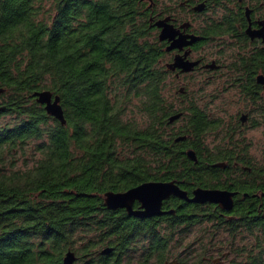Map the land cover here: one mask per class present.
Returning a JSON list of instances; mask_svg holds the SVG:
<instances>
[{"label":"trees","instance_id":"obj_1","mask_svg":"<svg viewBox=\"0 0 264 264\" xmlns=\"http://www.w3.org/2000/svg\"><path fill=\"white\" fill-rule=\"evenodd\" d=\"M182 3L221 16L210 35L233 33L229 15L247 8L264 15V0H0V264H65L69 251L72 264H202L206 255L264 264V156L250 155L246 139L234 140L188 90H172L155 23L186 12ZM237 55L230 82L258 105V116L264 47ZM44 90L60 96L66 123L34 95ZM219 129L222 142L208 146L203 138ZM237 158L242 173L229 171ZM243 178L249 195L236 201L232 219L211 202L173 195L164 201L173 212L164 215L105 205L106 192L146 181L192 192ZM190 234L201 242L193 252Z\"/></svg>","mask_w":264,"mask_h":264},{"label":"flooded vegetation","instance_id":"obj_2","mask_svg":"<svg viewBox=\"0 0 264 264\" xmlns=\"http://www.w3.org/2000/svg\"><path fill=\"white\" fill-rule=\"evenodd\" d=\"M189 4L190 3H182L186 11L184 13H172L159 17L165 18V16H169V23L172 24L174 28H176V30L183 34L194 35L198 37V39L188 45H185L181 49L173 48L171 50H168V47L173 42V40L165 39V48L168 52V58L166 61L167 66L170 63H173L176 56L178 55L185 56L187 60L198 62V64L195 65V67L191 71L187 72L181 71L180 68H176L174 70L169 68L172 71L173 75H175V77L180 80L181 85L178 89V92L185 94L187 88L185 85H183L182 82L189 79L190 77H197L198 74L200 75V77H203L205 82L207 83H213L212 81L218 80L220 83H224L227 85H236V83L230 82L229 78V75L232 73V67L234 65V62L232 60L233 58L238 56L237 54H242L245 51L255 52L257 48L264 47V38H251L247 33V29L249 27L253 29H260L263 26L261 22L264 21V15L258 14L257 12H250L249 16L247 14H245V16H237L231 14L229 15V19L231 21L230 25L234 27L235 31L233 33L227 34L210 35L208 33V30L214 28L219 24L221 16L209 12H197L193 8L196 4ZM238 18L242 20H238ZM157 32L158 34H160V27L157 28ZM178 36L179 35H177L176 37ZM188 40H191V37H189ZM212 64L213 66H211ZM180 88H183V92H180ZM239 94L242 95V98L245 101L246 105H248V108L247 110L245 109V111L238 112L236 117L232 115L224 116V114H227V111L225 109H222V113L224 114L219 115L213 109H210L209 107L208 109V105L205 106V111H207L212 118L219 117L217 118V122L215 123L221 122L222 124H224L226 126L225 128H227V133H231V135L234 136V140L238 141L244 138L246 139V143L249 146L250 141H248L247 136L245 135L246 128L249 127V125L253 127H258L261 125L264 126V113H258L259 118L256 119L255 115L258 105L253 104L246 95L244 96L240 92V90ZM244 116L245 119H243ZM247 122L250 124L247 125ZM220 127L223 126L221 125L219 126V128ZM222 132L224 131L221 129H219V131L212 130L207 134V136L203 138V140H205L208 146L212 147L214 146V144L222 142V139L224 137ZM204 162L212 165L216 163V165L214 166H219L221 169L220 171L223 172L227 170L226 168H230V163L228 160H218L214 163L213 161H209V159H204ZM217 163H223L225 165L220 166L217 165ZM243 169H247V166L245 163H243V160H241L240 158L232 160V167L229 169V171L231 170L234 172L242 173ZM224 181L225 182L221 181L220 184L213 185L212 187L196 186L193 188V190L195 188L228 190L234 193V205L240 198H244L249 195V191L247 189L249 186V181L247 179H237L228 183L226 179ZM183 189L188 192L190 197L193 196V190L192 192H189V190L185 188ZM171 197L172 195L166 198V200ZM164 201L162 209L164 211H167L169 208H166L164 206ZM211 204H213L214 207H218L222 215H225L230 219L233 218L231 212L232 209L226 211V209H223L219 204L210 203L209 205L212 206ZM139 207L140 202L135 201L134 208ZM223 256L224 255L212 258L210 255H206L203 257L204 262L202 264H223Z\"/></svg>","mask_w":264,"mask_h":264},{"label":"water","instance_id":"obj_3","mask_svg":"<svg viewBox=\"0 0 264 264\" xmlns=\"http://www.w3.org/2000/svg\"><path fill=\"white\" fill-rule=\"evenodd\" d=\"M204 7L205 3L201 2L195 6V10L201 11L204 9ZM250 12V9L247 8L246 14L248 16L250 15ZM169 19L170 17L168 16L157 20L155 23L161 28L160 39L173 40V42L168 47V50L173 48L181 49L185 45H188L198 39V37L194 35L183 34L176 30V28H174V26L169 23ZM261 24H263V26L260 29H253L251 27L247 29V33L251 38H264V21H262ZM177 35L179 36L176 37ZM189 37H191V40H188ZM197 64L198 62L196 61H190L187 60L185 56L178 55L176 56L174 62L170 63L168 66L172 70L180 68L181 71L187 72L191 71ZM211 66H213V64ZM257 79L259 83L264 85L263 74H259ZM2 91L3 90L0 89V93ZM180 92H183V88H180ZM34 95L37 96V99L40 103L45 104V108L49 114L55 116L63 124L66 123L64 110L59 95H54L50 90L36 91ZM181 114L182 113H178L171 116L170 121L176 120ZM243 119H245V116ZM183 138L185 137H178V140ZM187 154L191 159L197 160V154L194 150H188ZM217 165L222 166L225 164L217 163ZM171 195L177 196L188 202L216 203L226 210H231L234 206L233 192L221 189L196 188L193 191V196L190 197L188 192L182 189L175 181H146L123 192L108 191L105 193V205L111 209L125 208L129 215H134L137 217H150L166 212L162 209L163 201ZM135 201L140 202L139 208H134ZM168 212H173V210ZM109 251V248L103 250L104 253ZM75 259L76 256L74 252L69 251L64 258V262L65 264H72ZM165 264H179V261L177 259H173L166 262Z\"/></svg>","mask_w":264,"mask_h":264},{"label":"rangeland","instance_id":"obj_4","mask_svg":"<svg viewBox=\"0 0 264 264\" xmlns=\"http://www.w3.org/2000/svg\"><path fill=\"white\" fill-rule=\"evenodd\" d=\"M168 5L172 6L173 3H175L177 0H163ZM170 80L172 82V90L175 94L179 95L178 89L181 85L180 80L175 77ZM213 83H207L205 82L203 77H200L198 74L197 77H190L189 79L183 81V85L186 86L189 96L192 95L196 98L198 104L202 106H207L210 109H213L217 114L223 115L222 109H225L227 111V114H224V116L232 115L234 117L237 116L238 112L247 110V106L245 101L242 98V95L239 94V90L236 88V86L233 85H227L224 83H220L218 80L212 81ZM201 87H203L204 92L202 93L200 91ZM201 92V93H200ZM202 94H206L205 97H202ZM213 95V96H212ZM217 95V96H216ZM208 108V109H209ZM256 116V115H255ZM139 117V116H138ZM259 118V116H256V119ZM247 125L250 123H246ZM245 135L247 136L248 141H250V147H249V153L250 155L254 156L257 160L263 159L264 156V126H258L253 127L249 125V127L246 128ZM202 225V224H199ZM204 227V226H203ZM201 229V226L197 227L192 234L196 233L197 230ZM192 234L188 235L187 238H185V242H191L190 249L193 252L195 249H197V246L200 247L201 242L197 243L194 241L196 238ZM202 237H200L201 239ZM201 241V240H200ZM186 242V243H187ZM215 244H218V242H213ZM189 249V250H190ZM218 248H215L214 250H217ZM174 250L178 253L185 251V245L182 247L174 248ZM189 253L191 255L190 257H194L196 253ZM217 252V251H216ZM188 252L185 253V257H189ZM190 263V262H189ZM223 264H228L227 259L223 262Z\"/></svg>","mask_w":264,"mask_h":264}]
</instances>
